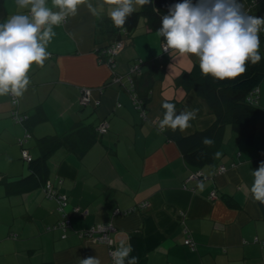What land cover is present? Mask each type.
I'll list each match as a JSON object with an SVG mask.
<instances>
[{
  "label": "crops",
  "instance_id": "0c3cea01",
  "mask_svg": "<svg viewBox=\"0 0 264 264\" xmlns=\"http://www.w3.org/2000/svg\"><path fill=\"white\" fill-rule=\"evenodd\" d=\"M262 2L248 14L264 17ZM91 3L96 15L80 5L75 16L54 27L50 56L43 67L32 65L30 84L17 104L10 95L0 96V264H79L78 257L113 264L106 244L79 235L97 224L113 225L114 250L130 243L137 264H264V244L254 242L264 239V204L250 194L252 172L264 161V79L251 141L225 125L210 159L195 167L185 160L179 140L209 127L215 116L178 78L198 59L163 53L162 40L141 19L108 63L98 51L108 43L98 21L111 9L107 0ZM47 4L51 7V0ZM26 11L15 0H0V22ZM260 47L264 52L261 39ZM136 62L140 74L134 87L144 100V116L124 77ZM83 88L91 89L98 105L79 102ZM165 101L178 112L198 109L189 128H159ZM14 110L27 119L16 122ZM102 124L105 133L97 131ZM26 132L30 137L21 144ZM46 135L62 136L47 159L45 182L67 196L70 228L64 238L60 228L48 229L60 217L45 182L29 190L17 185L29 174L22 147L36 158L38 138ZM195 172L200 179L189 178ZM187 236L195 249L184 244Z\"/></svg>",
  "mask_w": 264,
  "mask_h": 264
},
{
  "label": "clouds",
  "instance_id": "9594fccd",
  "mask_svg": "<svg viewBox=\"0 0 264 264\" xmlns=\"http://www.w3.org/2000/svg\"><path fill=\"white\" fill-rule=\"evenodd\" d=\"M152 0H107L114 5L108 15L116 28L125 24L126 18ZM19 9L27 10L13 14L0 22V96L19 98L30 84L29 71L32 65L43 67L50 53L48 44L56 35L54 27L60 26L68 17L77 14L78 6L84 5L91 14L97 8L91 0H15ZM55 9V10H53ZM156 11V9H154ZM264 30V17L247 14L241 0H181L168 6L161 16V27L156 31L163 38L164 52L179 56H195L200 72L216 80H231L246 71L248 63L261 60L259 33ZM159 128L181 131L189 128L196 119L198 109L187 107L177 111L175 104H162ZM207 146L214 144L204 138ZM220 152L215 156L219 157ZM250 194L254 201L264 204V161L252 172ZM203 184L200 188L203 189ZM130 243L121 244L111 253L113 264H137L131 256ZM79 264H101L98 257L81 259Z\"/></svg>",
  "mask_w": 264,
  "mask_h": 264
},
{
  "label": "trees",
  "instance_id": "16d2710c",
  "mask_svg": "<svg viewBox=\"0 0 264 264\" xmlns=\"http://www.w3.org/2000/svg\"><path fill=\"white\" fill-rule=\"evenodd\" d=\"M251 1L245 0L247 4ZM178 2L181 0H152L151 4L145 5L130 14L121 28H116L113 25L109 15L105 16L98 21V30L100 35L107 37L108 43L98 51L105 54L103 53L104 48L130 35L141 19L148 30L157 31L161 27V16L168 12V6ZM255 16L259 17V15ZM259 35L261 41H264V33H259ZM160 39L163 42V38ZM259 54L261 60L256 64L248 63L245 73L235 79L221 81L210 76H203L197 64L180 74L178 83L186 90H193L201 97L215 116L212 125L179 140L183 156L191 165L200 167L210 159L215 147L221 140L225 125H229L245 141H251L260 106L248 102L246 96L252 88L258 86L264 79V52L259 51ZM204 138L213 139L214 144L211 146L204 145L202 143ZM37 143L40 154L27 161L29 174L21 177L18 181L17 185L20 190H29L45 182L49 175L47 159L62 143V136H42L38 138Z\"/></svg>",
  "mask_w": 264,
  "mask_h": 264
},
{
  "label": "built area",
  "instance_id": "2783aa9c",
  "mask_svg": "<svg viewBox=\"0 0 264 264\" xmlns=\"http://www.w3.org/2000/svg\"><path fill=\"white\" fill-rule=\"evenodd\" d=\"M257 1L258 0H252L249 4L246 3V8L244 9V11L248 14L251 11V8L256 4ZM260 33H264V30H262ZM121 47H122V40L115 42L114 44H111L109 47H106L103 49V53H105L107 56L108 63H113V57L117 53L118 49ZM161 49L163 53H166L164 52L163 42L161 44ZM139 74H140V63L136 62L130 67L129 72L124 77L130 84L129 90H130L131 99H132L134 106L137 109H139L142 116H144L145 111L143 108V100L142 98L139 97L134 87V77L138 76ZM120 79H121V76L114 77V80L120 81ZM259 94H260V88L259 86H255L254 88L251 89V91L246 96V100L252 104L259 105L258 104ZM11 102L15 106L17 104V98L11 96ZM79 102L81 104H88L91 102L93 103V105L99 104V100L97 99L92 100L90 88L82 89V93L79 97ZM11 115L16 122H23L27 119L26 114L18 113L15 110L11 112ZM106 130H107V127L105 124L99 125L97 128V131L99 133H105ZM29 137H30V133L26 132L24 136L19 140V142L22 144ZM21 157L26 161H29L31 159L25 147H22L21 149ZM223 169H224V166H220V170H223ZM189 178L200 179V172H195V173L190 174ZM44 189H45L47 197L54 198L56 200L57 202L56 209L60 217L57 223L48 226V229L60 228L62 231L61 237L64 238L67 235L66 231L68 230V228H70V218H69L68 211H67V207H68L67 196L65 194L59 193L53 187L52 183L49 180H47L44 183ZM214 195H215L214 191L210 192V197L213 198ZM142 205H145V204H142ZM76 210H77L76 208L73 209V211H76ZM114 230H115V227L111 224H97L89 228L88 230H81L79 232V235L81 237L89 238L94 242L106 244L108 247L109 257L112 259L111 253L114 251V248H113V239L111 238L110 234ZM254 242L264 244V239L260 240L258 238H255ZM184 244L188 245L191 249H195V242L191 239L190 236H187L184 239Z\"/></svg>",
  "mask_w": 264,
  "mask_h": 264
},
{
  "label": "rangeland",
  "instance_id": "374dc122",
  "mask_svg": "<svg viewBox=\"0 0 264 264\" xmlns=\"http://www.w3.org/2000/svg\"><path fill=\"white\" fill-rule=\"evenodd\" d=\"M264 1V0H263ZM242 4H244V2H241ZM258 5V4H257ZM262 6H264V2H262L260 5H259V8H260V10H261V8H262ZM107 7L109 8V9H111L112 7H114V5H110V4H107ZM137 9H139V7H137ZM136 9V10H137ZM253 10V9H252ZM252 13V12H251ZM249 14V15H252V14ZM136 29V28H135ZM134 29V30H135ZM259 37H260V35H259ZM261 39V38H260ZM259 50L261 51L262 49H261V47L259 48ZM263 82H264V80H263ZM227 126H229V125H227Z\"/></svg>",
  "mask_w": 264,
  "mask_h": 264
}]
</instances>
